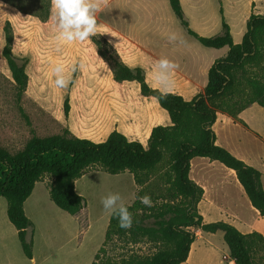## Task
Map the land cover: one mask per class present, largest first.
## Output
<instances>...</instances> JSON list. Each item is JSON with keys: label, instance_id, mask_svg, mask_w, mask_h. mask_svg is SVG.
<instances>
[{"label": "trees", "instance_id": "16d2710c", "mask_svg": "<svg viewBox=\"0 0 264 264\" xmlns=\"http://www.w3.org/2000/svg\"><path fill=\"white\" fill-rule=\"evenodd\" d=\"M168 2L188 35L206 47L227 46L226 55L210 66L204 92L185 100L171 92L162 98L147 84L141 67L131 68L114 52L109 54L113 78L138 82L141 94L154 97L170 117L171 124L151 129L146 146L117 130L98 142L64 130L62 134L34 136L15 153L0 146V196L7 202V217L17 230L25 257H32L34 229L23 203L35 182L43 174L51 176V201L76 217L86 200L76 191L75 180L96 164L110 174L130 172L137 190L134 200L125 204L133 216L132 227L120 228L110 214L104 239L90 264H178L186 259L194 239V233L188 230L191 226L207 232L223 231L236 264H257L258 251H264V235L256 231L243 234L223 221L203 223L196 208L202 189L189 179L188 172L190 159L195 156L209 157L234 169L252 205L264 215L260 173L218 146L212 129L217 111L239 121L238 114L247 105H264V15L250 14L242 40L235 44L220 1L221 29L210 36L200 35L189 26L180 0ZM48 11L47 4L42 17ZM11 44L7 26L2 55L15 86L22 91L27 80L25 63L12 54ZM145 194L151 197V208L140 203L139 197ZM141 242L154 244V251L138 254L134 246ZM259 258L264 261V254Z\"/></svg>", "mask_w": 264, "mask_h": 264}, {"label": "rangeland", "instance_id": "374dc122", "mask_svg": "<svg viewBox=\"0 0 264 264\" xmlns=\"http://www.w3.org/2000/svg\"><path fill=\"white\" fill-rule=\"evenodd\" d=\"M218 1L226 13L235 5L232 0H180L190 27L200 35L217 33L210 26H220ZM238 1V10L248 7L264 14V0ZM94 2L98 8V29L108 33H100L83 43H62L57 39L50 0H0V146L10 153L21 150L34 136L57 135L64 130L95 142L104 140L113 130L129 135L145 133L132 130L131 126L138 116L152 109L153 99L142 95L139 83L134 80L116 81L108 56L114 52L126 65L141 67L145 74L150 49L162 42V32L186 34L185 30L168 0ZM47 4L48 15L42 17ZM7 26L12 36V54L25 63L27 80L22 91L15 86L2 55ZM56 63L65 66L66 78L70 80L66 88L57 89L53 85L51 68ZM261 81L264 83V77ZM128 180V173L110 174L99 165L88 166L75 180L76 191L86 200V206L76 217L54 205L35 209L32 239L37 253L42 252L44 258L51 245L52 255L60 264H90L107 227V211L101 197L109 192L119 193L122 199L125 196L124 200L131 202L134 197L127 199ZM38 181L49 188L52 177L43 174ZM36 194L44 205L45 191L37 188ZM9 237V248L15 250L12 232ZM154 249L149 242L134 246L138 254H148ZM263 254L262 249L258 251L257 264H264L259 258Z\"/></svg>", "mask_w": 264, "mask_h": 264}, {"label": "crops", "instance_id": "0c3cea01", "mask_svg": "<svg viewBox=\"0 0 264 264\" xmlns=\"http://www.w3.org/2000/svg\"><path fill=\"white\" fill-rule=\"evenodd\" d=\"M232 1L235 5L231 6L228 13H226L225 7L222 9L225 21L230 28L232 41L237 44L241 42L246 31V21L250 14H264L248 7L242 11L238 10L237 3L239 1ZM215 26L213 24L210 28L213 31L217 30L218 33L221 23L219 27ZM171 34H175L177 39L170 40L168 37ZM162 35V42L156 43L150 49L145 69V80L153 88L149 65L161 57H166L178 65L171 74L174 83L170 92L180 95L185 100H191L197 94L204 92L210 66L214 60L226 55L228 47H206L187 33L173 30H165ZM151 98L153 99L152 109H147L138 116L136 124L131 126L132 130H144L145 133L129 135L121 132L128 139L137 140L143 146L147 145L148 137L154 126L171 124L167 111L159 106L154 97ZM238 117L239 121H236L225 112H216L215 121L212 124L215 143L256 169L260 173L261 186L264 190V105L253 102L244 107ZM120 173H128L130 184L127 199L135 198L137 186L133 181L132 174L128 171ZM188 177L202 189V195L196 208L203 223L223 221L234 226L243 234L256 231L264 235V215H261L252 205L234 169L209 157L195 156L190 159ZM37 188L44 190L47 195L44 205L40 204L37 199ZM78 193L81 194V192ZM124 198L125 196L122 199L124 204H130L134 200L133 198L131 202H126ZM53 205L57 207L49 197V188L44 183L36 181L33 190L23 203V209L34 224L35 209ZM6 208V200L0 196V264H41L46 259H48L47 264H60V260H55L52 255L51 245H48V251L44 258L42 252L37 253L34 240L31 258L25 257L21 250L18 251L20 244L17 230L9 221ZM106 215L107 224L110 213L107 212ZM191 231L194 233V239L189 246L187 257L178 264H236L229 254L223 231L207 232L198 226H193ZM11 232L17 250L9 248Z\"/></svg>", "mask_w": 264, "mask_h": 264}, {"label": "clouds", "instance_id": "9594fccd", "mask_svg": "<svg viewBox=\"0 0 264 264\" xmlns=\"http://www.w3.org/2000/svg\"><path fill=\"white\" fill-rule=\"evenodd\" d=\"M96 11L97 5L94 0H50V12L52 19L56 22L59 42H80L90 40L100 33L97 25ZM176 40L175 34L168 37ZM178 65L166 57H161L150 63V79L154 90L160 93L163 98L169 94L173 87L171 74ZM51 74L55 77L53 85L57 89L68 87L70 80L66 78L65 66L56 63L51 68ZM140 203L151 208L153 202L147 194L139 197ZM119 202V203H118ZM103 209L117 219L118 225L122 229H129L133 224V216L128 210L119 193L109 192L101 197Z\"/></svg>", "mask_w": 264, "mask_h": 264}]
</instances>
